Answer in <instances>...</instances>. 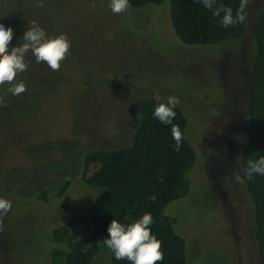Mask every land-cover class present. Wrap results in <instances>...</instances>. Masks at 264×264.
<instances>
[{
  "label": "rangeland",
  "instance_id": "374dc122",
  "mask_svg": "<svg viewBox=\"0 0 264 264\" xmlns=\"http://www.w3.org/2000/svg\"><path fill=\"white\" fill-rule=\"evenodd\" d=\"M111 0H0V24L23 43L32 20L48 37L66 34L70 54L58 71L37 63L13 84L0 85V198L12 207L0 232V264H52L48 233L81 214L99 194L79 178L82 155L129 144L138 117L132 104L149 97L179 99L194 152L189 190L163 210L185 241V261L256 264L249 199L236 181L247 117L252 27L264 0H249L242 36L212 47L181 44L168 22V4L114 14ZM94 3L95 7L90 5ZM68 182L60 197L41 190ZM103 244L91 264H110Z\"/></svg>",
  "mask_w": 264,
  "mask_h": 264
},
{
  "label": "trees",
  "instance_id": "16d2710c",
  "mask_svg": "<svg viewBox=\"0 0 264 264\" xmlns=\"http://www.w3.org/2000/svg\"><path fill=\"white\" fill-rule=\"evenodd\" d=\"M168 4V22L176 39L185 46L212 47L237 41L245 22L225 28L213 10L199 0H129L130 8ZM233 9L235 16L240 0H215L214 6ZM246 14V11H245ZM253 54L246 94L247 117L243 130V148L238 159V171L244 176L249 159L264 156V10L252 27ZM165 98L149 97L136 100L132 108L138 117L129 144L106 149H93L81 157L80 181L99 194L81 213L71 216L53 228L48 237L54 247L49 251L52 264H91L99 253L103 240L109 236L113 219L130 224L151 213L152 234L162 241L163 259L156 264H195L185 261V241L175 233L174 217L165 215L164 208L186 196L195 158L184 137L179 151L171 128L178 124L184 134L186 117L177 105L172 124L165 125L154 117V110ZM249 199L254 225L256 264H264V175L244 177L242 183ZM68 182L55 183L52 189L41 190L37 199L60 197ZM110 264H132L117 260L112 250Z\"/></svg>",
  "mask_w": 264,
  "mask_h": 264
},
{
  "label": "clouds",
  "instance_id": "9594fccd",
  "mask_svg": "<svg viewBox=\"0 0 264 264\" xmlns=\"http://www.w3.org/2000/svg\"><path fill=\"white\" fill-rule=\"evenodd\" d=\"M207 9L213 10V15L219 17L223 13L221 24L228 28L238 23L242 24L247 19L245 8L249 0H240V5L236 9L235 16L233 9L228 6L215 5V0H199ZM37 6L43 7V0H37ZM91 7H95L92 3ZM109 7L114 14H121L127 11L131 5L129 0H111ZM13 40V29L10 26L0 24V85L11 84L8 92L17 96L26 91L23 81L13 84L19 73H23L28 68L25 61L26 55L31 52L37 63H46L53 71H58L61 61L70 54L71 42L66 34L55 37H48L44 29L32 20L29 28L25 31L22 41L15 47H10ZM5 103V97L0 96V106ZM179 104V99L169 96L166 102L160 103L154 110V117L165 125L172 124L176 112L174 109ZM172 137L175 141V150L179 151L184 134L178 124H173L171 128ZM239 159V157L237 158ZM244 171V176L235 174L236 181L243 183L244 177L251 179L254 174L264 175V156L258 159H249L248 167ZM12 207L11 201L0 198V232L4 229L3 218ZM154 223L151 213L143 216L130 224H122L117 219H113L108 226L109 236L103 243L113 251L117 260L127 259L132 264H156L163 259L162 241L152 234L150 226Z\"/></svg>",
  "mask_w": 264,
  "mask_h": 264
}]
</instances>
